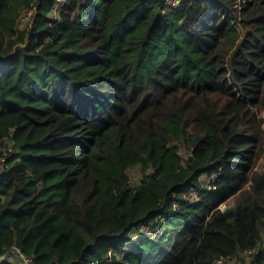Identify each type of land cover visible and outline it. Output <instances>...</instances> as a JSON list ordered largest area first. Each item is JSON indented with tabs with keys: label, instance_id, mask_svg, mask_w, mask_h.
<instances>
[{
	"label": "trees",
	"instance_id": "obj_1",
	"mask_svg": "<svg viewBox=\"0 0 264 264\" xmlns=\"http://www.w3.org/2000/svg\"><path fill=\"white\" fill-rule=\"evenodd\" d=\"M11 249L264 264V0H0Z\"/></svg>",
	"mask_w": 264,
	"mask_h": 264
},
{
	"label": "built area",
	"instance_id": "obj_2",
	"mask_svg": "<svg viewBox=\"0 0 264 264\" xmlns=\"http://www.w3.org/2000/svg\"><path fill=\"white\" fill-rule=\"evenodd\" d=\"M184 196L186 197H189V196H192V198L194 199H198V195L195 191L191 190V191H188V192H185L183 193ZM7 252H10V254L13 255V257H15V259H17L19 261L20 264H31L32 261H31V258L30 257H27L25 256L22 252L18 251V250H14V249H11V250H7L6 253H4L2 255L5 256L7 254ZM226 259L225 258H220L216 264H226L225 263ZM233 260H230L228 261L229 263H231ZM1 263V262H0Z\"/></svg>",
	"mask_w": 264,
	"mask_h": 264
},
{
	"label": "rangeland",
	"instance_id": "obj_3",
	"mask_svg": "<svg viewBox=\"0 0 264 264\" xmlns=\"http://www.w3.org/2000/svg\"><path fill=\"white\" fill-rule=\"evenodd\" d=\"M3 149L4 151L3 152H7L6 149H4L3 147L1 148ZM4 153V154H5ZM136 171L134 170L131 174V176L134 178L136 177ZM207 179V178H206ZM230 202H226V203H223L220 207L222 209H224ZM231 204V203H230ZM6 253V252H5ZM3 255V254H2ZM2 255H0V262H4V261H8L10 262L11 264H20L19 261L17 259H15V257H13L12 254H10V252H7V254L5 256L2 257ZM228 264H238L235 260H233L231 263L228 262Z\"/></svg>",
	"mask_w": 264,
	"mask_h": 264
}]
</instances>
